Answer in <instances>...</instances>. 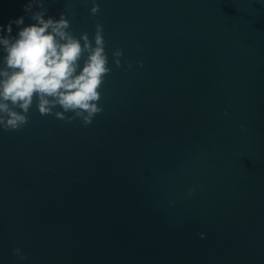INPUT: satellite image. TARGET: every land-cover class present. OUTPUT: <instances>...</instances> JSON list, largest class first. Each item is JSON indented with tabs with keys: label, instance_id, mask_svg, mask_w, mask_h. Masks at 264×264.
<instances>
[{
	"label": "water",
	"instance_id": "95a60500",
	"mask_svg": "<svg viewBox=\"0 0 264 264\" xmlns=\"http://www.w3.org/2000/svg\"><path fill=\"white\" fill-rule=\"evenodd\" d=\"M97 3L44 0L111 73L90 125L0 129V264H264V0Z\"/></svg>",
	"mask_w": 264,
	"mask_h": 264
},
{
	"label": "clouds",
	"instance_id": "9594fccd",
	"mask_svg": "<svg viewBox=\"0 0 264 264\" xmlns=\"http://www.w3.org/2000/svg\"><path fill=\"white\" fill-rule=\"evenodd\" d=\"M91 2L90 15L95 17L100 6L97 0ZM23 11L33 23L25 25V17L20 16L7 26L0 25V129L26 127L34 103L41 115H54L66 123L79 119L83 126L90 125L104 110L99 103L101 89L111 73L103 25L95 24L91 38L86 32L77 37L66 14L60 12L58 19L48 15L44 0H28ZM13 24L18 28L15 35ZM112 55L119 68L123 50L116 49ZM139 63L143 66V61ZM12 252L20 260L28 259L19 247Z\"/></svg>",
	"mask_w": 264,
	"mask_h": 264
}]
</instances>
